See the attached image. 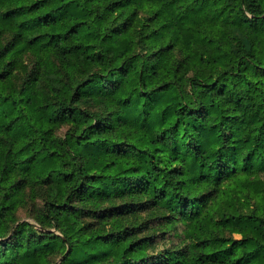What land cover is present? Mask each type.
<instances>
[{
	"label": "trees",
	"instance_id": "obj_1",
	"mask_svg": "<svg viewBox=\"0 0 264 264\" xmlns=\"http://www.w3.org/2000/svg\"><path fill=\"white\" fill-rule=\"evenodd\" d=\"M0 264H264V0H0Z\"/></svg>",
	"mask_w": 264,
	"mask_h": 264
},
{
	"label": "rangeland",
	"instance_id": "obj_2",
	"mask_svg": "<svg viewBox=\"0 0 264 264\" xmlns=\"http://www.w3.org/2000/svg\"><path fill=\"white\" fill-rule=\"evenodd\" d=\"M27 212H26V210L25 209H21L20 211H19V216L20 217H22V218H26V219H29V220H33V216H31V215H28V214H26ZM54 260H55V258H54ZM57 260V259H56ZM59 261V260H58Z\"/></svg>",
	"mask_w": 264,
	"mask_h": 264
}]
</instances>
